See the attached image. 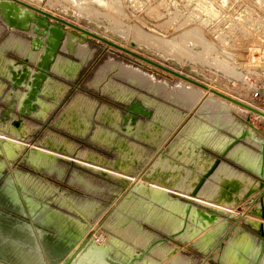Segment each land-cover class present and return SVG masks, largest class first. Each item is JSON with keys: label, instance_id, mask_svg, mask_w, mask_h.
<instances>
[{"label": "rangeland", "instance_id": "374dc122", "mask_svg": "<svg viewBox=\"0 0 264 264\" xmlns=\"http://www.w3.org/2000/svg\"><path fill=\"white\" fill-rule=\"evenodd\" d=\"M20 1L190 80L212 87L214 91L240 98L264 111V0ZM2 25L6 27L4 31ZM67 29V37L78 38V46H85L83 51L86 53L83 60L61 53L76 63H66L65 70L71 73L67 76L50 69L48 77L52 76L57 84L63 86V96L55 106L49 107L53 99L42 93L48 99L45 105L47 121L41 117L42 122H39L38 116L42 114V109L37 106L40 110L35 113L36 116L32 113L30 116L18 117L10 111V119L3 124L2 119L12 104L0 103V129L16 120L22 121L29 130L24 142L0 133L8 137L6 139L9 142L14 140L10 143L22 146L16 149L7 143H0V163L5 162V159L7 163L4 168H0V187L5 183L13 186V192L19 197L24 209L41 218H53L68 238L78 240V246L91 240L92 246L102 252L100 259L97 258L99 263L110 264L105 260L109 258L119 264H128L134 256L146 254L142 261L132 264H238L240 260V264H256L262 243L264 247L261 229L252 226L256 223L264 224L259 196L254 194L249 200L250 203L256 202L252 206L249 202L240 204L236 209L231 205L249 189L251 194L255 191L252 181L257 179L254 169L260 159V141H264V117L97 38L87 36L83 39L79 31ZM26 44L22 36L13 31L8 32L0 16V72L4 71L5 63L23 59L9 52V49L21 53ZM128 73L145 80L151 78L152 85L146 88L138 82L131 83L124 77ZM7 81L0 73V84L4 85L6 92H10L13 88ZM155 86L157 88L154 89ZM111 87L119 95L113 93ZM183 87L202 91L204 97L194 106L191 103L184 105L176 96V90ZM59 89L57 87L58 91L55 90L56 94L60 93ZM256 93L258 98L254 97ZM207 96L212 97V100L214 98V102L219 99L217 102L220 101L219 104L226 107L224 114L234 117L237 128H228L231 133H239L245 127L244 121H251L262 133H258L257 140H246L249 146L239 144L233 150V155H240L241 159L234 157L243 166L228 155L221 160L218 172L205 181L200 197H193L192 192L201 177L217 160L218 149L226 139L234 137L228 131L215 129V132H211L213 128L207 124L208 119L197 115L202 101L208 99ZM78 97L86 98L94 107L88 115L84 113L87 115V127L83 126L80 129L83 131L72 134L57 127L56 122ZM137 103L142 104L152 116L149 118L137 114L134 124L131 119L125 123L128 109ZM76 105L79 110H91L90 104H83L81 100ZM103 107L108 111L106 119L98 117ZM161 108L172 112L170 114L175 113V119L169 124L161 120L160 116L158 118V115H163L158 114ZM84 114L81 113V117ZM198 125L203 126L202 132L195 131L187 135ZM48 132L71 137L73 141L75 139L77 152L88 156L89 160L86 156L72 157L36 146L45 139ZM32 149L40 153L44 151L46 157L48 154L47 161L39 165H46L51 171L57 170V174L31 169L34 157L28 154ZM6 150L7 155L11 156L10 162L8 157H4ZM243 154L250 155V159H243ZM190 156V159L187 158ZM175 178H182L179 179L181 182ZM175 182L179 186L174 185ZM223 182H227L232 189L229 193L221 187ZM137 183L146 189H140ZM154 186L157 187L155 190ZM239 189H242V194L233 195ZM220 194L224 196L221 204L207 200L220 198ZM231 197L233 202H226ZM186 201L213 207L231 218L220 217L215 225L197 235L192 234L193 227L188 224L184 234L175 235L182 228ZM238 225L237 233L249 237L247 239L242 236V241L250 242L251 239L242 228L243 225L253 236L251 242L255 243L254 247L252 244L250 248L241 251L240 260H236L234 249L231 251L232 245L237 243H240L238 247H246L237 239L235 229ZM99 236H103V239L100 240ZM170 252L173 255L170 256ZM149 255L152 256L148 258ZM164 255L169 256L166 258ZM170 258L173 260L170 261Z\"/></svg>", "mask_w": 264, "mask_h": 264}, {"label": "water", "instance_id": "95a60500", "mask_svg": "<svg viewBox=\"0 0 264 264\" xmlns=\"http://www.w3.org/2000/svg\"><path fill=\"white\" fill-rule=\"evenodd\" d=\"M0 16L8 29H14L24 33L32 31L34 35L30 37L31 50L34 52L43 50V53L35 65H31L28 59H21L16 62L18 66H21L20 69H15L13 65L9 66L8 82H10L14 91L20 89L26 90V95L23 99H19L17 95H12L13 103L11 107L8 108L9 110L6 111L4 119H2L3 124L10 119V111L18 115V117L30 116L32 113L37 112V98L40 96L44 83L48 79L50 69L58 53L61 51L62 44L66 37L67 27L79 31L83 39H86L87 36L97 38L110 46L134 55L143 61L207 90L205 86L175 71L153 63L114 43L101 39L64 19L55 17L54 15L34 8L19 0L0 1ZM211 92L232 100L213 90H211ZM232 101L236 102L234 100ZM236 103L244 106L252 113L264 117V114L260 113V111L248 107L243 103ZM137 114L149 118L152 116V113L144 108L142 104L137 103L128 109V113L124 117L125 123L127 119H131V122L134 124L137 120ZM249 128L248 130L243 129L240 133L234 135V137L224 145L217 154L216 166L219 165L221 160L226 159L233 147L246 138H253L255 127L252 123H249ZM0 143L6 144L5 141H0ZM254 171L257 173V179L264 184V143H262L259 167ZM262 189H264V187L261 186V190ZM13 191V186L8 183L0 187V264H103L98 262L101 255L100 253L102 252L100 249H95L92 246L91 240L87 241L82 246H78V240L68 238L65 234L66 232L56 224L53 218L52 220L41 218L36 213L33 214L24 209L22 203H20L19 197ZM258 196L261 202V199L264 197V191L259 193ZM186 202L187 207L184 209L182 228L175 233V235L184 234L188 224L193 227L192 234L197 235L208 227L215 225L219 221L220 216H222V213L214 209L196 205L192 201ZM248 202L250 206L256 203L255 201L251 203L250 201ZM260 229L264 235V226L261 225ZM263 254L264 247L262 243L261 254L256 264H260ZM145 255L146 254H140L139 256H134L128 264L142 261ZM105 260L110 264H119L115 260L109 258Z\"/></svg>", "mask_w": 264, "mask_h": 264}, {"label": "bare ground", "instance_id": "6f19581e", "mask_svg": "<svg viewBox=\"0 0 264 264\" xmlns=\"http://www.w3.org/2000/svg\"><path fill=\"white\" fill-rule=\"evenodd\" d=\"M0 1H2V0H0ZM20 1V0H19ZM22 2V1H21ZM24 3V2H23ZM25 4H27V3H25ZM27 5H29V4H27ZM31 6V5H30ZM33 7V6H32ZM35 8V7H34ZM40 10V9H39ZM43 11V10H42ZM47 13V12H46ZM50 14V13H49ZM52 15V14H51ZM3 26V25H2ZM7 26V25H6ZM3 28L4 29H2L3 31L6 29V27H4L3 26ZM67 28H69V27H67ZM66 28V37H65V39H64V42H63V44H62V47H61V51L58 53V55H57V57H56V60H55V62H54V64L52 65V67H51V70L52 71H55V70H57L58 68H59V70L58 71H60L61 73H62V75H65V76H67V75H69V74H71V73H67V71L65 70V68H66V62L64 61V59H62L64 56L61 54V53H65V54H68V55H74V56H76V57H80L82 60H83V58H84V54L86 53V51L84 52L83 50V48H85V46L83 47V46H80V44H79V46H78V43H77V41H78V38H76L75 36H69V37H67V35H68V33H69V31H68V29ZM7 30H8V32H10V31H13V32H15V33H17V34H19L20 36H23L24 37V39L26 40V42H27V44L25 45L26 47L24 48V50L21 52V53H19V51L17 52V51H15V50H12V51H14L15 53H17L19 56H21L23 59H28L30 62H32V63H37V61L39 60V58H40V56H41V54L43 53V50H40V51H38V52H34V51H32L31 50V48H30V46H31V43H30V40H29V38L30 37H32L33 35H34V33L31 31V32H28V33H24V32H20V31H17V30H14V29H8L7 28ZM71 33V32H70ZM67 38V39H66ZM12 41V40H11ZM15 41L16 40H14V43H15ZM19 41V40H18ZM21 43V42H20ZM19 43V44H20ZM10 44V43H9ZM8 44V45H9ZM19 44H18V46H19ZM25 44V43H24ZM14 45V44H13ZM16 45H17V43H16ZM20 45H22V44H20ZM21 48H22V46H20ZM8 48V47H7ZM20 48V49H21ZM17 49H19V48H17ZM21 51V50H20ZM64 61V62H63ZM61 63V64H60ZM10 65H13V67L15 68V69H20L21 68V66H18L17 64H16V62H13V63H10V64H8V68H9V66ZM60 66V67H59ZM6 67V66H5ZM107 69V68H106ZM101 70H103V68L101 69ZM100 70V71H101ZM32 71H33V69H32ZM110 71V68H109V70H108V72ZM107 71H106V75H107V73H108ZM116 72V71H115ZM128 72V71H127ZM73 73V72H72ZM100 73V72H99ZM124 73V72H123ZM123 73H122V75H123ZM134 73V72H133ZM138 73V72H137ZM1 74L5 77V79H7V77H9V71L7 72V71H2L1 72ZM73 75V74H72ZM126 75V76H125ZM124 75V77H125V79L126 80H129L131 83H135L136 84V82H138L139 83V85L140 84H142V85H144L145 87L146 86H151L152 84H151V78L150 79H147V80H145V79H143L142 77L140 78V77H138V75L136 76V74L134 75V74H125ZM71 76V75H70ZM100 78V80H101V77H99ZM104 78V77H103ZM49 79V78H48ZM48 79L46 80V82L48 81ZM184 80V79H183ZM186 81V80H185ZM192 81H194V80H192ZM45 82V83H46ZM188 82V81H187ZM196 82V81H195ZM45 83H44V86H43V88H42V91H41V93L44 91V87H45ZM183 83H186V82H183ZM188 83H190V82H188ZM198 83V82H197ZM154 84V83H153ZM190 84H192V83H190ZM200 84V83H199ZM109 85V84H108ZM111 85V84H110ZM142 85H141V88H142ZM187 85V84H186ZM194 85V84H193ZM200 85H202V84H200ZM107 86V85H106ZM113 86V85H112ZM163 86V85H162ZM195 86H197V87H200V86H198V85H195ZM204 86V85H203ZM108 88H110L109 86H107ZM148 87V88H149ZM206 88H207V90L205 89V91H210V93H213V92H211V90H215V89H213L212 87H207V86H205ZM147 88V87H146ZM155 88H157V86H155L154 87V89ZM162 88V87H161ZM164 88V87H163ZM200 88H202V87H200ZM198 89V88H197ZM202 89H204V88H202ZM110 90H113L112 92L113 93H116L115 92V90L114 89H112V87H111V89ZM109 90V91H110ZM116 90H118V89H116ZM158 90H160L159 89V87H158ZM25 91L26 90H22V89H20V90H18V91H14L13 90V92L11 93V94H9V96L10 97H13L12 95H17L18 97H19V99H23L24 97H25V95H26V93H25ZM118 91H120V90H118ZM155 92H156V90H154ZM170 91H172V90H170ZM176 96H177V98L180 100V102H182L184 105H186V104H189V103H191V105H193L194 106V104L195 103H198L199 102V100H201L203 97H204V93L201 91V92H199V90H190V89H188V88H179V89H177L176 90ZM215 92H217V91H215ZM119 93V92H118ZM171 93V92H170ZM174 93V92H173ZM172 93V95H175V94H173ZM217 93H219V94H221V95H223V96H225V97H228V98H230V99H232V100H234V101H236V102H240V103H243L244 105H246V106H248V107H252V108H254V109H256L257 111H260V113H262V114H264V111L262 110V109H260V108H256L255 106H253V105H251V104H249V103H247V102H244V101H242V100H240V98H236V97H233V96H231V95H229V94H226V93H222V92H217ZM117 94V93H116ZM116 94H113V95H116ZM214 95H217V96H219L218 94H215V93H213ZM117 95H119V94H117ZM116 95V96H117ZM159 95V94H158ZM210 95V94H209ZM212 95V94H211ZM122 95H120V97H121ZM167 96H169V95H167ZM164 97V96H163ZM171 97V96H170ZM208 97V99H206V100H203L202 101V105H201V108H200V110L198 111V113H197V115L200 117V118H206V119H208V121H209V123H207L210 127H212L213 128V130L211 131V132H215V129H218V130H220V131H228V132H230L229 130H228V128L230 129V130H232L233 129V127L235 126V123H234V117L232 118V116H230V115H228V114H224V109L226 108L225 106L223 107V105H221V104H219L220 103V101H219V103L217 102L219 99H217L216 100V102H214L213 100H214V98H213V100L211 99V98H209V96H207ZM219 97H221V98H223V99H226V98H224V97H222V96H219ZM39 98H40V96L37 98V103H38V100H39ZM169 98V97H168ZM174 98V97H173ZM172 98V99H173ZM217 98V97H216ZM167 99V98H166ZM170 99V98H169ZM227 101H229L230 103H232V104H234V105H236V106H239V107H242V108H244L245 110H248L247 108H245L244 106H241L240 104H237L236 102H233L232 100H229V99H226ZM201 103V102H200ZM199 103V104H200ZM218 103V104H217ZM84 104V103H83ZM198 104V105H199ZM37 105V104H36ZM221 107H220V106ZM75 107L77 108V105H75ZM182 107H183V105H182ZM187 107V106H186ZM199 107H200V105H199ZM223 107V108H222ZM185 108V107H184ZM190 108V107H189ZM193 108V107H192ZM187 109V108H186ZM195 109V108H194ZM230 109H231V106H230ZM158 110V109H157ZM232 110V109H231ZM39 111V108L37 109V112ZM160 112H158V114H163V115H158V118H159V116H160V118H161V120H163V121H165L166 122V124H169V122H172L174 119H175V113L174 114H170V113H172V112H168L167 110H165L164 108H161L160 110H159ZM229 111V110H228ZM227 111V112H228ZM248 111H250V110H248ZM36 113V112H35ZM104 112H101V114H100V116L103 114ZM115 114V113H114ZM223 114H224V116H223ZM166 115H168V117L166 116ZM177 115V114H176ZM105 116H107L108 117V113H104V116H102V118L103 119H106L107 117H105ZM178 116H176V118H177ZM263 117V116H262ZM67 118L68 119H70L69 121H71L72 120V118H70L69 116H67ZM178 118H180V116L178 117ZM177 118V119H178ZM177 119H176V121H177ZM21 123H22V121H16V120H14V121H12L11 122V128L12 127H16V128H19L20 127V125H21ZM249 123H252L251 121H244V124H245V127L244 128H242L241 130H240V132L243 130V129H250L249 128ZM174 124V123H173ZM189 125V122H188V124H187V126ZM3 128L2 129H0V133H3V134H5V135H8V137H11V139H12V137L13 138H15V139H18V140H20V141H23L24 142V137H22V135H18V134H16V132H13L12 131V129L11 128H8V126L7 127H4V126H2ZM219 127V128H218ZM220 127H225V129H221ZM236 127V126H235ZM237 128V127H236ZM202 130H204V128H203V126L201 127L200 125H198V126H196L195 128H193L187 135H190L192 132H198V133H200V132H202ZM236 130V129H235ZM255 130V133H253V138H246L244 141H241L239 144H244V145H248V143H247V141L246 140H257L258 139V133H261V132H258V130L255 128L254 129ZM167 132V131H166ZM239 132V133H240ZM231 133V132H230ZM138 134V133H137ZM231 134H233V133H231ZM238 134V133H237ZM237 134H233V135H237ZM263 135H264V133H262ZM8 137H6V136H3L2 134H0V141H5L7 144H9L10 146H14V147H16V149H18V148H20V147H22V146H19V143H18V145H15V144H17V143H10V142H12V141H14V140H11L10 142L8 141ZM6 138H8V139H6ZM231 140V138L230 139H226V141L222 144V146L218 149V152L224 147V145H226L227 143H228V141H230ZM15 142H17V141H15ZM260 145H261V150H262V143H264V141H260ZM239 144H237L236 146H238ZM43 145V144H42ZM36 146H39V147H41V144L39 143L38 145L36 144ZM235 146V147H236ZM249 146V145H248ZM235 147H233L232 148V150L228 153V155H229V157L232 155V152H233V150L235 149ZM51 148L52 149H50V150H52V151H57V152H60V153H65V154H67L68 156L69 155H72V157H80V158H82L83 156H86V155H84L83 153H78V152H76V153H72V154H70V153H68V151L66 150V149H63L62 147H59V146H56V145H53V144H51ZM12 149V148H11ZM15 149V151L16 152H18L17 150ZM40 149V148H39ZM41 150V149H40ZM42 150H45V148L44 149H42ZM188 150H189V148H188ZM188 150H187V152H188ZM261 150H260V159H259V163H258V165H257V167L255 168V169H257L258 167H259V164H260V160H261ZM9 151H11V150H9ZM13 152V151H12ZM46 152H49V151H46ZM190 152V151H189ZM246 153V152H245ZM248 153H249V151H248ZM247 153V154H248ZM8 154V150H6V152L4 153V157H8L7 158V160H9V159H11V156H8L7 155ZM39 154V155H38ZM50 154V153H49ZM190 154V153H189ZM238 154V153H237ZM234 154V156H236V158L238 157V158H240L241 159V157H240V155L238 154ZM250 154V153H249ZM12 155V154H11ZM32 155V157H34L33 158V161H31L32 163V165L33 166H38L39 164H44V161L46 162L47 161V157H48V154H47V157H46V155H45V153H44V151H42L41 153H40V151L39 150H36V149H32L31 151H30V154H28V156H31ZM62 155V154H61ZM227 155V156H228ZM244 155V154H243ZM16 156V155H15ZM53 156V155H52ZM248 156L250 157V155H244L243 156V159H245V160H247L248 159ZM51 157V156H50ZM58 157V156H57ZM87 157V159L89 160V158H88V156H86ZM252 157V156H251ZM28 158V157H27ZM67 158V157H66ZM188 158V157H187ZM86 159V160H87ZM250 159V158H249ZM248 159V160H249ZM253 159H254V157H253ZM71 160H72V158H71ZM238 160V159H237ZM51 161V160H50ZM74 161V160H73ZM77 161V160H76ZM78 161H80V160H78ZM203 161V160H202ZM243 161V160H242ZM9 162H10V160H9ZM81 162V161H80ZM79 162V163H80ZM252 163V162H251ZM47 164V163H46ZM81 164V163H80ZM85 164V163H84ZM98 164H99V162H98ZM5 165H7V163H6V159H5V162H3V163H0V168H4V166ZM89 164H87V166H88ZM220 165H221V161L219 162V165L218 166H216V161L213 163V165H212V168L206 173V174H204L202 177H201V179H200V183L198 184V186H196V189H194V191L192 192V196L193 197H200V193H201V191H202V188L204 187V184H205V181L208 179V178H211L215 173H216V171L218 170V168L220 167ZM252 165V164H251ZM39 166H46V165H39ZM89 167V166H88ZM116 168H118V166H115ZM122 168H124V166H121ZM171 168H173V166L171 167ZM254 169V170H255ZM171 170V169H170ZM170 170H169V172H170ZM174 170V169H173ZM120 171H122V169H120ZM174 171H176V170H174ZM222 171V170H221ZM173 171H171V173H172ZM218 172V171H217ZM176 173V172H175ZM175 173H173V174H175ZM177 173H180V172H178L177 171ZM177 173H176V175H177ZM220 173V172H219ZM136 174V173H135ZM166 174H168L167 172H166ZM169 175V174H168ZM181 175V174H180ZM169 176H171V174L169 175ZM173 176V175H172ZM166 177V176H165ZM168 177V176H167ZM175 177V176H174ZM174 177L172 178V180L171 181H173V179H174ZM178 177H180V176H178ZM184 177V176H183ZM215 177V176H214ZM170 178V177H169ZM177 178V177H176ZM175 178V179H176ZM185 178V177H184ZM192 178V180H193V177H191ZM217 178V177H216ZM216 178H214V179H216ZM171 179V178H170ZM170 179H169V181H170ZM179 179H182V178H179ZM177 180L176 179V181H180V180ZM186 179V178H185ZM185 179H183V181L185 180ZM218 179H219V177H218ZM217 179V180H218ZM190 180V179H189ZM188 180V181H189ZM195 180V179H194ZM175 181V180H174ZM164 182H166V181H164ZM163 182V183H164ZM168 182V181H167ZM181 182V181H180ZM185 182V181H184ZM192 182H194V181H192ZM220 181H218V183H219ZM233 182H238V181H233ZM253 182V186L255 187L254 189H255V191L251 194V192L248 190V192L247 193H245L244 195H243V197L241 198V199H238V200H236L234 203H233V205H231L234 209H236V207H238L240 204H243V203H248V201L249 200H251L253 197V195L254 194H258L260 191H261V186L262 187H264V184L262 183V182H260L258 179H254V181H252ZM169 183V182H168ZM173 183V182H172ZM176 183V182H175ZM183 183V182H182ZM210 183V182H209ZM230 183V182H229ZM165 184H167V183H165ZM188 184V183H187ZM169 185V184H168ZM174 185H176V186H179V184L177 185V183L176 184H174ZM208 185V184H207ZM137 186H139L140 187V189H141V187H142V185L140 184H138L137 183ZM158 186V185H157ZM160 186V185H159ZM166 186V185H165ZM181 186V185H180ZM188 186H189V184H188ZM187 186V187H188ZM155 187V186H154ZM170 187V186H169ZM175 187V186H174ZM185 187V186H184ZM222 188H225V191L224 192H227V193H229V191L230 190H232V189H230V187H229V184H227V182H223V184H222V186H221ZM157 187H155L154 188V190L156 189ZM161 188H166V187H161ZM216 188V187H215ZM142 189H146L145 187H142ZM183 189V188H182ZM158 190V189H157ZM219 190V189H218ZM264 190V189H263ZM167 191V190H166ZM222 191H223V189H222ZM221 191V192H222ZM250 192V193H249ZM175 192H173V194H174ZM220 193V192H219ZM235 193H237V194H242V189L240 190L239 189V192L238 191H234V194L233 195H235ZM221 196H220V198H209V199H207L208 201H211V202H214V203H217V204H221L222 203V201H221V199L224 197L222 194H220ZM223 196V197H222ZM211 197V196H210ZM226 197V196H225ZM207 198V197H206ZM251 198V199H250ZM233 200L234 199H232V197L230 198V199H226V202H233ZM198 203H199V201H198ZM260 204V209H261V213H262V217H264V197H263V199H261V202L259 203ZM200 206H203V207H207V208H211V209H214V210H216V211H218L217 209H215V208H213V207H210V206H204V205H200ZM213 206V205H212ZM218 212H220V211H218ZM221 213V212H220ZM157 217V216H156ZM155 217V218H156ZM158 217H160V216H158ZM220 217H223V218H227L228 217V215H225V214H223L222 213V216H220ZM229 218V217H228ZM157 219V218H156ZM161 219V218H160ZM244 219V217L242 218V219H240L241 221ZM240 220L238 221V222H240ZM246 220V219H245ZM175 223V222H174ZM173 223V225H175L176 226V224H174ZM250 223H251V221H250ZM252 224V223H251ZM240 225V224H239ZM239 225L238 226H236V229H235V233H237V230H238V228L237 227H239ZM261 225H263L264 226V224L263 223H256V224H252V226L253 227H257V228H260V226ZM174 229H175V227H174ZM95 239V238H94ZM99 239L100 240H102L103 239V236H99ZM205 241V240H204ZM244 241V240H243ZM209 245V244H208ZM231 251L233 252V249H231ZM234 251H235V249H234ZM169 252V251H168ZM173 252V251H172ZM172 252H170V253H168L170 256L171 255H173V254H171ZM232 252H230V253H232ZM166 253V252H165ZM235 253V252H234ZM233 253V254H234ZM167 254V253H166ZM169 255H167V256H169ZM94 256H95V254H94ZM166 258H168L166 255H164ZM150 257V255L148 256V258ZM165 257H164V260H165ZM173 258H174V256H172ZM176 258H177V256H175ZM171 260H173V259H171L170 258V261ZM167 261V260H166ZM176 261H178V258H177V260ZM173 262V261H172ZM174 262H175V260H174ZM150 263V262H149ZM182 264L181 262H177V264ZM170 264H174V263H171L170 262Z\"/></svg>", "mask_w": 264, "mask_h": 264}, {"label": "crops", "instance_id": "0c3cea01", "mask_svg": "<svg viewBox=\"0 0 264 264\" xmlns=\"http://www.w3.org/2000/svg\"><path fill=\"white\" fill-rule=\"evenodd\" d=\"M7 35H8V33H7ZM6 35V36H7ZM5 36V37H6ZM23 37V36H22ZM24 38V37H23ZM5 39V38H4ZM4 41V40H3ZM27 43V42H26ZM26 47V46H25ZM8 52V51H7ZM9 52H12V53H15L14 51H12V49H9ZM15 54H17V53H15ZM18 55V54H17ZM19 56V55H18ZM13 58V57H12ZM14 59V58H13ZM64 61L66 62V63H73V64H76L75 62H73V61H70V60H68V59H66L65 57H64ZM63 61V62H64ZM4 62V61H3ZM13 62H15V59L13 60ZM12 61H9V62H7V64L5 63V68H4V71H7L8 72V64H10V63H13ZM61 64V63H60ZM60 67V66H59ZM59 70V68L57 69V70H55V71H57L59 74H61L62 75V73L60 72V71H58ZM53 72V71H52ZM1 73V72H0ZM55 73V72H54ZM49 79H48V81L45 83V87H44V91L42 92L43 94H45V95H48V96H50V97H52V99H53V104H49L48 106L50 107V106H55L57 103H58V101L60 100V98L63 96V86L62 85H60V84H57L55 81H54V79L52 78V76L51 77H48ZM8 82V81H7ZM57 87H60V93L58 94H56L55 93V90L57 89ZM56 91H58V90H56ZM13 92V90H11L10 92H6L5 91V87H4V85H2V84H0V103H1V105L4 103H7V104H12L13 103V97H10L9 96V94H11ZM5 93H7L6 95H5ZM42 93H41V95H40V98H39V102L37 103L36 102V104H37V106H40V108L42 109L41 110V112H42V116L41 115H39L38 116V119H39V122H42V118L41 117H43L44 119H45V121H47L46 120V114H47V112H46V102L48 101V99H47V97L45 96V95H43L42 96ZM41 98L42 99H44V100H41ZM79 100H81V102H83V103H87V104H90V107H91V110L90 111H88V110H84V111H82V110H79V109H77L76 107H75V105L79 102ZM44 101V102H43ZM50 101V100H49ZM42 105L43 106H45V107H42ZM93 107H94V104L93 103H91V102H89L86 98H83V97H78L71 105H70V107L69 108H67L65 111V115H63V117H61V118H59L58 120H57V122H56V124H57V127H60V128H63V129H65V130H67L68 132H70V133H80V131H83V130H80L81 128H83V126H86L87 127V115H88V112H91L92 110H93ZM40 108H39V110H40ZM101 112H106V113H108V111L103 107L101 110H100ZM101 112H100V114H101ZM81 113H85V114H87V115H85L84 117H81L82 115H81ZM104 113L100 116V114H99V118L100 119H103L102 118V116H104ZM34 116H36V114L34 113L33 114ZM71 115H72V117H71ZM67 116H69L70 118H72V120L71 121H69L70 119H68L67 118ZM101 124V123H100ZM102 125H106V124H103L102 123ZM56 127V128H57ZM8 128H11V125H8ZM12 129V131L13 132H16V134H18V135H22V137H24V139L27 137V134H28V128L25 126V124L22 122L21 123V125H20V127L19 128H16V127H12L11 128ZM258 130V129H257ZM258 132H260L259 130H258ZM262 133V132H261ZM40 144H41V147L42 148H45V149H52L51 148V144H53V145H56V146H59V147H62L63 149H66L67 151H68V153H70V154H72V153H76L77 151H78V147H77V145H76V141H75V139H74V141H73V139L71 138V137H69V138H66V137H61V136H58V135H56V134H53V133H50V132H48L47 134H45V139L42 141V142H40ZM43 144V145H42ZM73 155V154H72ZM231 156H233L234 157V155L232 154ZM192 156H190V157H188L189 159L191 158ZM235 158V157H234ZM201 160V159H200ZM235 160L240 164V165H242L236 158H235ZM243 166V165H242ZM31 167V169H33L34 171H36V172H43L42 170H44V172H46V173H49V174H52V173H55V174H57V170H54V171H51V170H49V168H48V166H30ZM245 168H247V167H245ZM249 169V168H248ZM250 171H253L252 169H250ZM240 172H242V171H240ZM242 173H245V172H242ZM245 174H247V173H245ZM247 175H249V174H247ZM250 177H252V178H254L253 176H251V175H249ZM255 179V178H254ZM231 181H236L235 179H232ZM230 181V182H231ZM257 196L259 195V194H256ZM255 195V196H256ZM254 196V197H255ZM244 225V224H243ZM242 225V228L247 232V233H249V235L251 236V239H250V242L249 241H247V242H245V241H242V236H244V237H246L247 239L249 238V237H247L246 235H239L238 233V240H240L241 242H243L244 244H246V247H238V244H240V243H237V244H235V245H232V249H236L234 252H235V254H236V260L237 259H239L240 260V254H241V251L243 250V249H248V248H250L251 246H252V244H253V247L255 246L254 244L255 243H252L251 242V240H252V238H253V236L250 234V232L248 231V230H246L245 228H244V226ZM67 236V235H66ZM236 236V237H237ZM252 247V248H253ZM152 256V255H151ZM150 256V257H151ZM263 260H264V256H263V259H262V264H263ZM240 263H241V260H240ZM239 262H238V264H240ZM223 264V263H222ZM234 264H236V262L234 263Z\"/></svg>", "mask_w": 264, "mask_h": 264}, {"label": "built area", "instance_id": "2783aa9c", "mask_svg": "<svg viewBox=\"0 0 264 264\" xmlns=\"http://www.w3.org/2000/svg\"><path fill=\"white\" fill-rule=\"evenodd\" d=\"M254 97L258 98V93H256V94L254 95ZM263 104H264V103H263Z\"/></svg>", "mask_w": 264, "mask_h": 264}]
</instances>
